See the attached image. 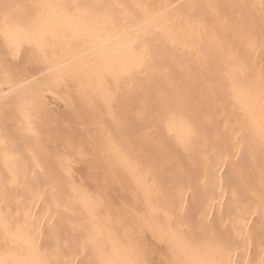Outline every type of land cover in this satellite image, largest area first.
<instances>
[{
	"label": "snow or ice",
	"instance_id": "obj_1",
	"mask_svg": "<svg viewBox=\"0 0 264 264\" xmlns=\"http://www.w3.org/2000/svg\"><path fill=\"white\" fill-rule=\"evenodd\" d=\"M209 70L185 87L186 74ZM0 74V264H264V0H0ZM97 81L87 135L45 141L51 99L75 91L95 107ZM129 84L143 102L126 96ZM206 110L223 126L220 150L198 130ZM185 155L187 166L161 171ZM78 165L96 177L92 192L74 180ZM117 171L138 195L113 209ZM200 183L222 198L230 189L218 220L188 211L185 193ZM45 194L52 207L38 217ZM61 210L70 215L58 226Z\"/></svg>",
	"mask_w": 264,
	"mask_h": 264
},
{
	"label": "bare ground",
	"instance_id": "obj_2",
	"mask_svg": "<svg viewBox=\"0 0 264 264\" xmlns=\"http://www.w3.org/2000/svg\"><path fill=\"white\" fill-rule=\"evenodd\" d=\"M15 3L19 4H30L38 2V0H13ZM126 2H135V0H126ZM146 3H178V2H188V0H143ZM195 2L205 3L209 2V0H195ZM220 3H256L258 0H217ZM74 51L78 53V46L74 47ZM175 55L178 60L188 61V53L183 50H178L175 52ZM38 75V73H37ZM211 77L210 70L205 72L204 77H201L199 73L192 72L190 74H186L184 77L185 87L190 89H198L203 82L204 78ZM3 77L0 74V83H2ZM90 90L94 96V104L89 103L88 100L82 98L78 95L77 98H72L70 92L58 94L61 96L60 99H56L53 97L51 99V107L53 109L52 115L54 119L46 124L44 131L42 133L43 139L46 141L48 136H56V135H74L72 132V126L82 127L85 136L87 132L85 129L91 128L94 120L96 119V109L101 107L102 102L99 97L105 91V85L101 82H94L90 86ZM126 96L130 97L133 101L143 102L142 97L139 93L138 84H129L127 85ZM124 104H127V100L122 97ZM58 102H61L63 105V111L65 113V122L60 123L58 121V116L56 114V105ZM62 110V109H61ZM198 130L200 135L206 139L210 145L209 151L212 149L220 150L224 145V133L223 126L219 124L218 116L206 110L201 114L200 118L197 121ZM179 131V129L177 130ZM226 154V153H225ZM220 156L213 155L212 156V170L215 171L216 165L219 163ZM188 157L185 155L181 160L178 161H167L161 163V171L162 172H173L178 171L182 166H187ZM2 165V162H0ZM225 172L228 171V167L221 165ZM75 175L74 180L83 186V188L89 192H92L96 185V177L89 174L87 167L83 165H78L77 168L74 169ZM202 179V177H201ZM225 195L222 198L220 194L219 185L213 188L211 185L205 186L200 183L196 187L193 188L192 192L185 193V200L188 204L189 213L199 215L201 212H207L208 215L214 217L215 219H219L221 215V209L223 207L225 213H227L228 205L231 203L230 196L231 192L227 184L224 185ZM19 195L24 197L26 203L31 202L32 197L21 190ZM138 195V191L135 187L134 181L131 180L123 171H117L114 175L110 176L108 185L106 187V196L112 206L115 209L117 206H120L124 202H132L136 199ZM38 207L33 209V212L41 217L46 214L47 209L52 207V200L48 194H45L44 201H38ZM83 208L79 205L73 206L71 208V212H75L76 218H79L80 214L83 213ZM105 213H107V209H105ZM53 214L55 215V209L53 207ZM70 213H64L61 210L60 215L57 217L56 221H54L58 226L62 224L69 217ZM225 215V219H226ZM64 230L67 231V225L64 224ZM151 236V235H149ZM149 236L147 242L149 240ZM252 256H255V252H253ZM162 257L158 254L156 256L157 260H160ZM251 257H242V259H249Z\"/></svg>",
	"mask_w": 264,
	"mask_h": 264
},
{
	"label": "rangeland",
	"instance_id": "obj_3",
	"mask_svg": "<svg viewBox=\"0 0 264 264\" xmlns=\"http://www.w3.org/2000/svg\"><path fill=\"white\" fill-rule=\"evenodd\" d=\"M72 95V98H77L78 94L75 91H71L70 92ZM56 114L58 116V121L62 124L65 122V113L63 111V105L61 104V102H58V104L56 105ZM62 109V110H61ZM72 132L75 136H77V138L81 137V136H85L84 131L82 129V127H77V126H72ZM152 237L149 236V240L148 242H151Z\"/></svg>",
	"mask_w": 264,
	"mask_h": 264
}]
</instances>
